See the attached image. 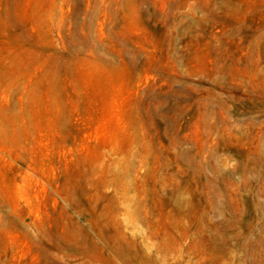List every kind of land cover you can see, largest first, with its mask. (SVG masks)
Here are the masks:
<instances>
[{
  "label": "rangeland",
  "instance_id": "rangeland-1",
  "mask_svg": "<svg viewBox=\"0 0 264 264\" xmlns=\"http://www.w3.org/2000/svg\"><path fill=\"white\" fill-rule=\"evenodd\" d=\"M0 264H264V0H0Z\"/></svg>",
  "mask_w": 264,
  "mask_h": 264
}]
</instances>
